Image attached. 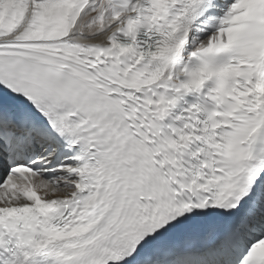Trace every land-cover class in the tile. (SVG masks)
Returning <instances> with one entry per match:
<instances>
[{
    "label": "snow or ice",
    "instance_id": "1",
    "mask_svg": "<svg viewBox=\"0 0 264 264\" xmlns=\"http://www.w3.org/2000/svg\"><path fill=\"white\" fill-rule=\"evenodd\" d=\"M0 264H264V0H0Z\"/></svg>",
    "mask_w": 264,
    "mask_h": 264
}]
</instances>
